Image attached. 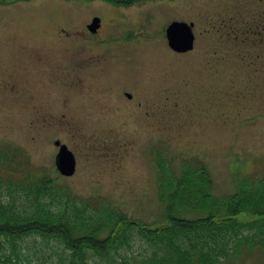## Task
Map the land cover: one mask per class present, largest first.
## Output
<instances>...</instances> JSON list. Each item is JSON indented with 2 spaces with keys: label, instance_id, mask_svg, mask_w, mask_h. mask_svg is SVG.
<instances>
[{
  "label": "rangeland",
  "instance_id": "1",
  "mask_svg": "<svg viewBox=\"0 0 264 264\" xmlns=\"http://www.w3.org/2000/svg\"><path fill=\"white\" fill-rule=\"evenodd\" d=\"M92 1L0 4V145L15 156L3 174L50 173L151 229L171 223L158 186L164 157L177 175L183 159L203 163L215 196L264 180V0ZM93 16L104 25L96 35L84 29ZM174 22L193 24L192 49L169 46ZM56 141L75 156L71 176L56 167ZM152 249L135 237L114 258L142 264ZM21 253L27 264L65 255L38 238ZM227 261L264 264V252Z\"/></svg>",
  "mask_w": 264,
  "mask_h": 264
},
{
  "label": "trees",
  "instance_id": "2",
  "mask_svg": "<svg viewBox=\"0 0 264 264\" xmlns=\"http://www.w3.org/2000/svg\"><path fill=\"white\" fill-rule=\"evenodd\" d=\"M10 150L0 145V264H27L21 243L28 238L59 244L65 253L59 264H132L114 255L135 237L153 248L142 264H223L235 253L264 252V180L243 181L235 193L215 196L203 163L183 159L177 175L164 157L158 186L171 223L151 229L105 199L80 198L50 173L4 175Z\"/></svg>",
  "mask_w": 264,
  "mask_h": 264
},
{
  "label": "water",
  "instance_id": "3",
  "mask_svg": "<svg viewBox=\"0 0 264 264\" xmlns=\"http://www.w3.org/2000/svg\"><path fill=\"white\" fill-rule=\"evenodd\" d=\"M100 20L96 18L90 28L96 29ZM193 24L174 22L167 31V39L169 46L175 52H186L193 48L194 34L192 31ZM55 144L59 147V152L56 156V167L64 176H71L76 170V159L74 154L68 149L65 144L56 141Z\"/></svg>",
  "mask_w": 264,
  "mask_h": 264
},
{
  "label": "flooded vegetation",
  "instance_id": "4",
  "mask_svg": "<svg viewBox=\"0 0 264 264\" xmlns=\"http://www.w3.org/2000/svg\"><path fill=\"white\" fill-rule=\"evenodd\" d=\"M22 1H30V0H22ZM72 1H78V0H72ZM79 1H85L86 3L93 2L92 0H79ZM99 2H102L103 4L110 5L113 8L117 9H124L129 8L130 5L137 3L138 5H143L144 2L149 3L152 0H97ZM9 5V4H8ZM98 18L100 20L98 27L96 29L90 28V25H92L93 21ZM87 30L90 35H96L98 33H101L104 30L103 20L99 16H93L92 22L90 24H86V27L84 28ZM131 96V95H130Z\"/></svg>",
  "mask_w": 264,
  "mask_h": 264
}]
</instances>
